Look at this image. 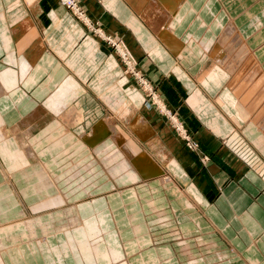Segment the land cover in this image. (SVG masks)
<instances>
[{
    "label": "crops",
    "instance_id": "obj_1",
    "mask_svg": "<svg viewBox=\"0 0 264 264\" xmlns=\"http://www.w3.org/2000/svg\"><path fill=\"white\" fill-rule=\"evenodd\" d=\"M52 1L0 0V264H109L110 250L133 264H264V133L229 64L245 54L264 74V0H80L236 183L202 171L117 52Z\"/></svg>",
    "mask_w": 264,
    "mask_h": 264
},
{
    "label": "bare ground",
    "instance_id": "obj_2",
    "mask_svg": "<svg viewBox=\"0 0 264 264\" xmlns=\"http://www.w3.org/2000/svg\"><path fill=\"white\" fill-rule=\"evenodd\" d=\"M60 2H61V5L66 9V11H68L75 19H77V21H79L82 25H84L88 29V31H90L92 34L103 39V41L109 43L110 45H112V44L116 45L118 43V41L117 40L115 41L114 38L107 36L104 33V31L100 28V26L96 25L94 22H92L90 20L86 11L81 6L80 0H61ZM232 29H234V28H232ZM236 34H237L236 32H235V34H230L232 36L230 37V35H229V38H230L229 40H230V43L233 42V45L238 47L244 41L242 38L238 37V35H236ZM116 46H117V49H116L117 54H119V57H121V60L126 67V73L136 75L135 77L138 80L140 87L148 92L149 96H151L152 100L155 102V105L160 109V111L162 113H164L169 119H171L173 121V123L175 124L176 128L179 131H181L182 133L185 132L184 125L179 120L175 119L174 117L168 116V112H167L166 108L163 106V104L157 98L155 93L152 91V89L148 85L147 81L143 77L140 76L138 71L134 70V65L132 64L131 60L128 57V54L126 53V51L124 50L122 45L119 44ZM242 51L243 52L246 51L244 45L242 46ZM212 55H214V52ZM217 56H215V58ZM246 56L247 55L242 54V58H240V57L236 58L237 59L236 63H234V64L229 63V62L228 63L230 64L231 67H233V69L235 68L238 70V68L241 67L240 72H241V79L243 80L242 81L243 83L240 86L237 85L238 90H236V95L239 99V103L242 104V106L244 105L246 107V109L248 111V115L251 118V121L253 123H255L256 126L260 127L262 132L264 133V74L262 73L260 68L257 67V65L253 62V60L248 59V57H246ZM215 60H217V59H215ZM230 66H227V67L230 68ZM236 72H238V71H236ZM238 82H239V79H238ZM26 125H28V124H26ZM27 127H29V126H27ZM25 129H26V127H25ZM26 137H29V135ZM23 144H24V142H23ZM27 145H28V143H27ZM83 169H84V171H83ZM82 171L92 173V171L94 172L95 170H94V167L91 166V164L90 165L85 164L82 167L77 168L75 171H72L70 173V175L67 177V186L69 184H71L77 178V176L79 174H81ZM81 177H82V175H81ZM54 179L56 181H58L59 177L55 176ZM81 182L82 181L78 182L80 184V187L83 188L85 193H88V189H87L88 184L87 183L85 184L83 182L81 183ZM100 230H101V228H100ZM80 238H83L84 242L86 241V243L82 242V244L84 245V246H82V249L84 248L83 249L84 251L88 250V252H86L88 254L92 253L93 252L92 251L93 246L90 245L88 243V241L91 242L94 237H93L91 230L86 225L83 226V231H82V235ZM85 244H87V246ZM185 251H186V253L188 252V254H189L188 249H186ZM94 253L97 254L96 252H94ZM108 255H109L108 256L109 264H133L132 260H128V259L123 260L122 255L114 254V252H112L111 250L109 251Z\"/></svg>",
    "mask_w": 264,
    "mask_h": 264
},
{
    "label": "rangeland",
    "instance_id": "obj_3",
    "mask_svg": "<svg viewBox=\"0 0 264 264\" xmlns=\"http://www.w3.org/2000/svg\"><path fill=\"white\" fill-rule=\"evenodd\" d=\"M55 3L53 4L54 6H56L57 5V7L58 6H61V4H60V1L61 0H53ZM53 1H52V3H53ZM25 9H26V7H19L18 8V10H17V14H19L20 16H22V15H25L26 14V12H25ZM96 25H98L97 23H95ZM99 26V25H98ZM87 29V28H86ZM88 30V29H87ZM90 32V31H89ZM91 33V32H90ZM115 41H116V39H115ZM117 43V42H116ZM106 44L107 45H109L111 48H112V50L116 53L117 51H116V49H117V46L116 45H119V44H121L119 41H118V43L116 44V45H114V44H112V45H110L109 43H107L106 42ZM122 45V44H121ZM118 57H119V54H118ZM119 60H120V63H121V66L123 67V62H122V60H121V57H119ZM123 72H124V70H123ZM133 75V77L134 78H136L135 76L136 75H134V74H132ZM178 91L180 92V89H178ZM156 92H157V89H156ZM158 93V92H157ZM148 94V93H147ZM149 95V94H148ZM149 106V110H154V108L150 105V104H148ZM169 121H170V124H171V126L174 128L173 129V132L183 141V144H184V148L187 150V152H189V153H191V154H193V155H196L199 159V162L201 163L200 164V168L202 169V171L203 170H206V171H209L211 168H210V166L208 165L209 163H213L214 165H213V167L216 165L218 168H219V170H220V172H222L223 174H226V177H227V179H228V181L229 180H232V182L233 181H235V183H236V181H238L239 179H241L243 176H240V177H237L238 176V173H234V171L231 169V167L230 166H225L224 164H221L220 162H222L220 159H219V157H218V154H217V151L216 150H205V149H203V147H202V145H203V143H202V141H200L199 140V143L196 141V138H194L193 137V134L190 132H188L186 129H185V132H181V131H179L177 128H176V126H175V124L173 123V121L171 120V119H169ZM185 128V127H184ZM190 131V130H189ZM110 137H112V134L110 135ZM216 151V152H215ZM108 154L109 153H106V155H105V163H106V166H108V162H107V160H109V161H111V163H112V161H115L117 158L116 157H113L114 158V160H113V158H111V157H108ZM92 162H94V160H90L88 163H86V164H91ZM121 163V161L119 162V164ZM84 165H85V163H84ZM208 165V166H207ZM252 166V165H251ZM98 167V166H97ZM254 168H258V167H256V166H253ZM70 168V167H69ZM111 168V167H110ZM206 168V169H205ZM220 168H222L223 170H221ZM113 169V168H112ZM216 169V168H215ZM51 171V174H54L53 172H54V170L52 169V170H50ZM83 171H84V169H83ZM113 171H114V169H113ZM259 172H264V170L262 169V167H259V170H258ZM55 177V176H54ZM53 180H54V182L56 181L54 178H53ZM163 183H170V180H169V178L168 177H165L164 179H163ZM72 247V248H71ZM70 248L71 249H74V247L73 246H71ZM189 251V250H188ZM65 256H67V255H65ZM123 260H125L124 258H123Z\"/></svg>",
    "mask_w": 264,
    "mask_h": 264
},
{
    "label": "built area",
    "instance_id": "obj_4",
    "mask_svg": "<svg viewBox=\"0 0 264 264\" xmlns=\"http://www.w3.org/2000/svg\"><path fill=\"white\" fill-rule=\"evenodd\" d=\"M70 6V5H69Z\"/></svg>",
    "mask_w": 264,
    "mask_h": 264
}]
</instances>
